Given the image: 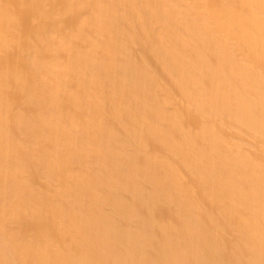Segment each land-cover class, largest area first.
Segmentation results:
<instances>
[{
	"label": "bare ground",
	"instance_id": "obj_1",
	"mask_svg": "<svg viewBox=\"0 0 264 264\" xmlns=\"http://www.w3.org/2000/svg\"><path fill=\"white\" fill-rule=\"evenodd\" d=\"M0 264H264V0H0Z\"/></svg>",
	"mask_w": 264,
	"mask_h": 264
}]
</instances>
